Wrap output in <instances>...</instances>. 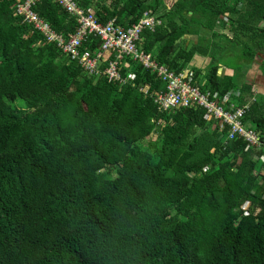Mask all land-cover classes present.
<instances>
[{
	"label": "trees",
	"instance_id": "trees-1",
	"mask_svg": "<svg viewBox=\"0 0 264 264\" xmlns=\"http://www.w3.org/2000/svg\"><path fill=\"white\" fill-rule=\"evenodd\" d=\"M16 1L0 0V264H264V147L229 139L202 107L160 110L139 86L166 84L138 61L122 68L131 82L89 75ZM75 1L124 27L155 14L142 47L175 71L213 48L251 65L264 54V0H174L172 17L162 0ZM34 9L62 34L78 26L57 0ZM214 58L194 83L252 99L243 122L264 136V97ZM88 85L99 104L74 101Z\"/></svg>",
	"mask_w": 264,
	"mask_h": 264
},
{
	"label": "built area",
	"instance_id": "built-area-1",
	"mask_svg": "<svg viewBox=\"0 0 264 264\" xmlns=\"http://www.w3.org/2000/svg\"><path fill=\"white\" fill-rule=\"evenodd\" d=\"M40 0H18L13 8L24 22L33 26L43 35L47 42H53L71 59L77 61L89 75L105 73L109 80L131 82L135 75L130 71L126 76L122 68L129 69L126 60L132 59L143 64L147 69L157 74L166 84L165 89L150 91L149 85L139 86L145 94H150L160 110H174L183 107H202L207 119L217 120L221 130H226L227 137L234 139L243 137L249 146L264 147V136L261 130L248 127L243 118L247 113L250 102H241L240 90L231 93H213L202 90L194 83L195 70L187 66L180 71L170 69L158 63L150 52L142 47V32L144 29L154 30L162 20L155 14L144 12L138 22L128 27L116 23L115 19L102 21L94 11H86L75 0H57L71 15L75 16L78 26L74 32L67 35L56 31L53 26L42 18L34 9ZM94 36L101 42L98 50L83 48L84 42ZM107 63L101 69L103 63ZM242 207L247 210L250 202Z\"/></svg>",
	"mask_w": 264,
	"mask_h": 264
},
{
	"label": "rangeland",
	"instance_id": "rangeland-1",
	"mask_svg": "<svg viewBox=\"0 0 264 264\" xmlns=\"http://www.w3.org/2000/svg\"><path fill=\"white\" fill-rule=\"evenodd\" d=\"M162 1L164 2V4L161 6V8L165 7L167 10H169V17H172L173 14L171 5L174 0ZM240 53L241 51L239 50L238 46L233 50H230L226 47L217 48L216 50L215 48H213L208 55L196 54L192 61L189 63V66H196L200 68L202 72L205 73L206 71H208L211 63L215 61L214 57H216V59H219L221 63L227 65L225 66L226 69H224L225 73L236 74L239 79H243L244 74L246 75L247 67L251 65V61L241 58ZM258 55L264 57L263 53H260ZM236 68H238L237 72ZM228 70H230V72ZM90 86L91 85L86 86L85 89L82 91V94L76 96L74 98V101L78 102L82 95H87V99H90L92 102H96L97 104H99V99L95 95L93 96L91 93H89ZM157 136L158 132L154 130L147 139L157 138Z\"/></svg>",
	"mask_w": 264,
	"mask_h": 264
},
{
	"label": "crops",
	"instance_id": "crops-1",
	"mask_svg": "<svg viewBox=\"0 0 264 264\" xmlns=\"http://www.w3.org/2000/svg\"><path fill=\"white\" fill-rule=\"evenodd\" d=\"M263 62L264 57L258 55L251 67L247 70L246 77L253 82L254 92L256 94H261L264 97V72L262 70ZM228 71L230 72V70Z\"/></svg>",
	"mask_w": 264,
	"mask_h": 264
},
{
	"label": "water",
	"instance_id": "water-1",
	"mask_svg": "<svg viewBox=\"0 0 264 264\" xmlns=\"http://www.w3.org/2000/svg\"><path fill=\"white\" fill-rule=\"evenodd\" d=\"M221 71H222V67L219 68V72H221Z\"/></svg>",
	"mask_w": 264,
	"mask_h": 264
}]
</instances>
